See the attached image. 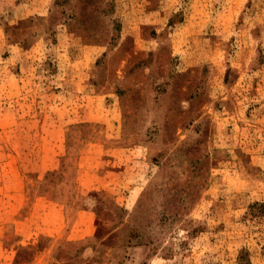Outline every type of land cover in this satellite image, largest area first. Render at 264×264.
Instances as JSON below:
<instances>
[{
  "label": "rangeland",
  "instance_id": "374dc122",
  "mask_svg": "<svg viewBox=\"0 0 264 264\" xmlns=\"http://www.w3.org/2000/svg\"><path fill=\"white\" fill-rule=\"evenodd\" d=\"M0 264H264V0H0Z\"/></svg>",
  "mask_w": 264,
  "mask_h": 264
},
{
  "label": "crops",
  "instance_id": "0c3cea01",
  "mask_svg": "<svg viewBox=\"0 0 264 264\" xmlns=\"http://www.w3.org/2000/svg\"><path fill=\"white\" fill-rule=\"evenodd\" d=\"M82 211H83V210H82ZM83 212H86V211H83ZM79 226L81 227V230H83V227H82L81 225H79ZM81 230H80V231H81Z\"/></svg>",
  "mask_w": 264,
  "mask_h": 264
}]
</instances>
